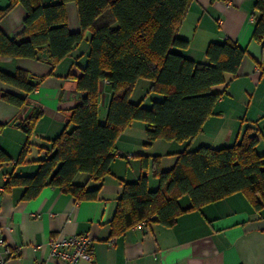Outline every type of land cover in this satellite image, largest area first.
Segmentation results:
<instances>
[{"label":"trees","instance_id":"trees-1","mask_svg":"<svg viewBox=\"0 0 264 264\" xmlns=\"http://www.w3.org/2000/svg\"><path fill=\"white\" fill-rule=\"evenodd\" d=\"M74 2L80 30L68 28L65 3ZM192 0H8L0 7L1 19L16 5L25 10L22 37H10L0 27V57L44 59L55 68L69 56L88 34L89 50L81 73L68 74L76 80L82 98L66 112L63 130L41 147L46 155L38 159L32 175L10 173L4 182L9 191L24 188L21 199H33L47 186L71 194L76 201L98 198L102 181L111 173L117 141L133 121L146 126L148 146L157 140L185 142L202 131L213 115L222 92L215 87L235 77L246 50L236 41H212L207 45V61H195L181 50L189 41L178 30ZM252 37L264 46V0H255ZM46 51L47 57H42ZM43 77L22 68L13 72L0 69V80L19 93L4 92L1 98L22 109ZM148 80L150 106L143 98L131 99L136 83ZM108 83L110 98L106 117L99 118L100 86ZM35 107L18 123L26 141L15 160L28 162L30 136L42 116ZM5 125L0 123V131ZM260 133L247 128L231 145L212 147L188 145L175 153V162L161 168V155H141L142 169L152 161V173L159 180L156 189L148 186L142 173L136 181H123V191L110 220L111 235L120 236L141 221L175 224L186 212L242 193L256 210L264 207V154L257 150ZM12 158L0 147V163ZM85 181L78 182V175ZM90 182L94 184L90 185ZM187 196L190 204L180 205Z\"/></svg>","mask_w":264,"mask_h":264},{"label":"crops","instance_id":"crops-1","mask_svg":"<svg viewBox=\"0 0 264 264\" xmlns=\"http://www.w3.org/2000/svg\"><path fill=\"white\" fill-rule=\"evenodd\" d=\"M49 3L57 0H43ZM255 0H192L179 27L178 35L189 41L181 52L195 61L205 62L207 45L236 41L246 50L235 77L215 87L222 92L213 115L203 124L202 131L185 142L157 140L146 146V126L133 121L117 141V154L111 163V173L104 177L95 200L76 201L71 194L47 186L33 199H21L24 188L4 189L10 173L32 175L38 159L46 155L41 147H49L64 128L66 112L81 98L76 80L69 73L79 75L85 64L89 44L86 38L55 68L44 59L0 57V69L13 72L22 68L35 77H43L36 90L28 96L20 109L1 98L4 92L19 93L14 86L0 80V147L12 158L0 163V236L14 253L5 264H60L50 255L49 239L57 235L89 233L92 236V259L77 264H264V207L254 209L242 193H234L200 209L181 214L174 225L158 222L135 225L120 236L111 235L112 219L117 200L123 191V181H136L142 173L148 177L150 189L159 180L152 173V161L142 169L141 155H161V168L168 169L175 162V153L196 149L201 145L228 146L250 128L260 133L257 150L264 154V46L252 37ZM8 0H0L4 7ZM68 28L80 30L76 4L65 3ZM25 8L14 6L0 21L1 29L10 37H22ZM149 81L136 83L131 99L134 102L147 93ZM110 98L108 83L100 86L99 118L106 117ZM143 98V103H144ZM35 107L42 116L30 136L28 162L16 164L26 134L18 123ZM167 145H164V143ZM161 144V145H160ZM86 177L78 175L77 181ZM94 184L90 182V185ZM180 205L190 204L186 196Z\"/></svg>","mask_w":264,"mask_h":264},{"label":"built area","instance_id":"built-area-1","mask_svg":"<svg viewBox=\"0 0 264 264\" xmlns=\"http://www.w3.org/2000/svg\"><path fill=\"white\" fill-rule=\"evenodd\" d=\"M146 221H141L137 225H144ZM50 255L60 264H77L81 260L90 261L92 259V236L89 233L73 235H57L49 239ZM14 253L0 236V264L6 261Z\"/></svg>","mask_w":264,"mask_h":264},{"label":"rangeland","instance_id":"rangeland-1","mask_svg":"<svg viewBox=\"0 0 264 264\" xmlns=\"http://www.w3.org/2000/svg\"><path fill=\"white\" fill-rule=\"evenodd\" d=\"M145 106H150L151 105V103H150V97L149 96H147V97H145V99H144V103H143ZM162 143H164V145H167V144H165V142H162ZM161 145V144H160ZM186 198L187 199H189L187 196H186Z\"/></svg>","mask_w":264,"mask_h":264},{"label":"water","instance_id":"water-1","mask_svg":"<svg viewBox=\"0 0 264 264\" xmlns=\"http://www.w3.org/2000/svg\"><path fill=\"white\" fill-rule=\"evenodd\" d=\"M42 57H43V58H46V57H47V53H46L45 50L42 52Z\"/></svg>","mask_w":264,"mask_h":264}]
</instances>
